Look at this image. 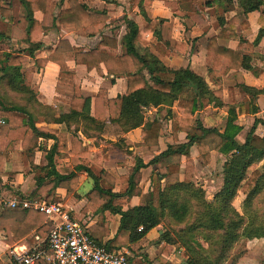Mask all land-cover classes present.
<instances>
[{"label":"trees","instance_id":"trees-1","mask_svg":"<svg viewBox=\"0 0 264 264\" xmlns=\"http://www.w3.org/2000/svg\"><path fill=\"white\" fill-rule=\"evenodd\" d=\"M104 1V9L97 10L79 0H69V7L56 13V0H22V14L13 27L12 37L27 42L29 46L26 50L31 55L43 46L41 41L34 39V32L45 31L57 24L73 27L82 36L95 37L100 34L101 40L97 47L85 50L73 45L68 39H62L53 53L47 58L35 59V64L24 71L20 65L23 62L21 55L0 52V83L5 80L7 87L12 90L31 95L25 104L0 99V175L7 170L13 152L19 149L28 152L31 167L36 173V188L29 198L53 202L58 188L77 192L80 174L86 172L94 180V186L87 194L89 200L97 202L103 213L121 215L116 235L107 241L104 238L110 233V220L104 214L95 224L86 227L90 238L108 251L127 249L136 255L141 254L142 239L150 230L168 220L172 227L185 224L175 232L171 227L172 232L165 231L162 238L184 248V256L192 259L187 264H225L231 251L243 238L264 237V166H259L264 161V136L257 134L254 126L245 142L239 143L237 136L242 126L237 123L235 107L229 109L225 131L203 125L196 112L204 106L205 99L216 106H223L224 102L219 100L221 91L211 89L206 77L190 67L172 68L163 62L161 56L167 53L165 46L147 38V33L157 32L165 21L164 18L152 19L148 16L146 7L152 4V0H132V6L140 7V15L136 20L127 15L122 18L126 24L122 53H119L117 37L104 31L109 18V5L115 1ZM188 1L201 8L217 3L223 9L222 13L218 12L222 29L219 34L209 38L207 46L208 77L219 79L232 69H251V55L224 47L219 39L229 36L228 26L235 18L226 20L224 13L238 5L245 14L260 12L258 22L261 28L257 39L250 43L254 47L264 36V0H177L167 1L166 4L175 7L180 13L179 4ZM36 11L44 14L41 22L34 18ZM0 12L11 18L9 9L0 7ZM232 36L237 37L236 31ZM69 60L85 64L89 71L95 70L101 76L105 75V68L109 75L126 77L125 93L110 97L104 87L97 92L83 89L80 78L68 64ZM48 62L59 66L58 81L74 88V95L64 100L73 110L53 117V122L65 124L69 129L75 125L70 139L67 131L39 128L36 117L29 110V104L36 97L31 89L30 77ZM188 88H193L196 96L192 99L181 98V93ZM242 88L251 93L254 101L259 94L264 93L262 89ZM175 103L179 116L173 114ZM145 107L159 108L166 117L156 116L146 121L143 112ZM164 119L172 120V136L176 142L169 144L148 163L156 167L151 175V190L145 196L144 203L124 209L126 202H122L121 198L130 199L136 194L141 169L148 164L137 158L130 173L119 177L120 191L114 192L117 182L114 175L102 170L97 176L90 167L84 165L83 159L89 153L82 150L84 140L80 132L87 138H94L103 134L108 125H118L123 133L142 127L141 144L152 151H160ZM258 122L259 119L256 120ZM180 131L187 133V141L178 142ZM41 137L53 138L55 142L50 148H41L42 159L36 164L32 152L40 148L38 140ZM60 142L62 146L58 145ZM68 143H71L70 149ZM194 145L205 164L210 163L215 150L226 156L223 185L212 199H208L205 189L193 181L196 170L192 156ZM62 148L71 155L74 167L68 174L59 172L55 164V156ZM183 158L185 171L184 179L181 180ZM240 192L246 195L243 213L232 204ZM51 227L46 214L38 210L6 205L0 213V230L5 232L4 241L10 246L35 233L44 239L38 251L51 252ZM140 227L143 229L139 230ZM0 264H4L2 260ZM35 264L47 263L39 259Z\"/></svg>","mask_w":264,"mask_h":264},{"label":"crops","instance_id":"crops-1","mask_svg":"<svg viewBox=\"0 0 264 264\" xmlns=\"http://www.w3.org/2000/svg\"><path fill=\"white\" fill-rule=\"evenodd\" d=\"M56 1L58 2L56 13L69 7V0ZM79 1L92 9L103 10L105 7L104 0ZM114 1V3L112 2L109 5V18L104 25V31L110 36L117 37L119 53H122L124 51L122 39L126 33V24L122 18L127 15L128 18L136 20L140 15V7L138 5L132 6V0ZM167 1L177 0H152V4L146 7V12L150 18L165 19L157 32L147 33V38L159 41L165 46L167 53L161 56V59L168 67H190L198 74L203 75L206 77L211 89H219L221 91L219 100L224 102L223 106H216L214 102H209L208 99H205L204 106L195 115L202 120L205 127L217 128L223 132L227 126L229 109L235 107L238 114L237 123L242 126V130L237 136L238 142L244 143L246 136L254 126H256V133L264 136V93L259 94L254 101L251 93L242 88L248 86L264 90V36L254 47L250 46V43L257 39L261 28L258 22L260 12L253 11L245 14L238 5H235L228 13H224L226 20L235 18L231 25L226 24V26L230 25L228 26L230 28L229 36L220 38L219 43L224 47L251 55L253 57L252 68L232 69L227 75L219 79H210L206 60L207 46L209 38L219 34L222 29L218 20V12H223L222 7L214 3L210 7L201 8L197 4L188 1L179 4L180 13H178L175 7L166 4ZM0 7L9 9L11 12V18L0 12V52H11L15 55H21L23 57V62L20 64L22 71L34 65L35 59L47 58L53 53L62 39H68L73 45L81 46L85 50L97 47L101 40L100 34L95 37L82 36L73 27H64L61 24H57L45 31L37 30L34 32V39L41 41L43 46L35 50L34 54L31 55L26 50L29 46L27 42L20 38L12 37L13 27L22 14V0H0ZM34 18L41 22L44 18L43 12L36 11ZM234 31H236L237 37L232 36ZM68 64L77 73L85 90L97 92L104 87L110 97H115L119 94H124L127 89V79L124 76L109 75L105 68V75L101 76L95 70L89 71L85 64H76L74 60H69ZM59 70V66L54 62H48L44 67L36 69L35 73L30 77L31 89L36 97L29 104V110L36 117V125L39 128L48 127L60 132L67 131L70 139L75 125H72L69 129L65 124L53 122V117H58L73 110L63 100L74 95V88L69 84H63L58 81ZM28 80L29 78H27ZM29 96H31L30 93L16 92L7 87L5 80L0 83V99L2 100L13 101L19 98L21 101L17 102L25 104ZM195 96L196 92L193 88L185 89L181 93V98L192 99ZM143 112L145 113L146 121L153 120L156 116L166 117L163 112H160L159 108L155 107H145ZM173 114L179 116L176 103L173 106ZM257 119L260 122L256 123ZM110 126L118 128L117 138L109 137L107 131ZM161 135L160 151H152L141 144L142 127L123 133L118 125H108L103 134L94 138H87L80 132V136L84 140L82 150L89 153V156L83 159V163L90 167L97 176L100 175L102 170L114 175L117 178V182L113 191L118 192L120 191L119 177L130 173L137 158H141L144 163L148 164L155 155L165 150L169 144L176 142L172 136L171 119H164ZM103 136L104 141L101 139ZM122 139L124 140L122 141ZM178 139V142L187 141V133L180 131ZM38 142L40 148L32 152L36 164H39L42 159L43 151L41 148H50L55 140L41 137ZM58 145L62 146L63 143L60 142ZM68 148H71V143H68ZM192 156L197 170L193 181L197 186L205 189L208 199H212L223 185L224 168L220 169L219 185L213 190L215 184L213 183V178L210 175L205 176L206 174L203 171L202 175L198 174V164L205 165V163L202 161L196 145L192 147ZM219 160L222 161L223 166L226 156L217 150L213 151L211 161L207 164V167H213ZM55 164L57 170L63 174H68L74 170L71 155L63 148L56 154ZM259 166L263 167L264 161ZM155 167V165L148 164V166L141 169V179L136 194L130 199L121 198L122 202H126L124 209L144 203L145 196L151 190V175ZM184 171L185 158H183L181 165V180L184 179ZM35 176L36 173L32 169L29 160V153L22 149L13 152L12 161L7 164V170L0 175V213L9 199L13 197L19 199L29 198L36 188ZM200 180L204 182L203 185ZM93 186V177L86 172H81L80 185L77 192H68L64 188H58L53 202H59L69 209L72 216L85 224L86 227L95 224L100 216L104 214V217L110 220V233L104 238L107 241L116 235L121 215L103 213L101 206L97 202L89 200L87 194ZM245 197L246 195L240 192L232 202L233 206L241 213L244 211ZM163 233L162 224L156 226L142 239L143 248L141 254L136 255L131 251L136 257L137 264H163L162 261H168L171 264L192 262L190 256H184L183 247L163 240ZM4 240L5 232L0 230V260L4 264H20L14 257V251L29 254L38 251L44 239L33 233L15 246L8 245ZM166 248L167 251H164ZM225 264H264V237L243 238L231 251Z\"/></svg>","mask_w":264,"mask_h":264},{"label":"built area","instance_id":"built-area-1","mask_svg":"<svg viewBox=\"0 0 264 264\" xmlns=\"http://www.w3.org/2000/svg\"><path fill=\"white\" fill-rule=\"evenodd\" d=\"M6 205L41 211L52 224L49 233L51 252L42 250L29 254L14 251V257L20 264H35L39 259L47 264H137L131 251H108L96 243L86 233V225L75 219L70 210L59 202L13 197Z\"/></svg>","mask_w":264,"mask_h":264},{"label":"rangeland","instance_id":"rangeland-1","mask_svg":"<svg viewBox=\"0 0 264 264\" xmlns=\"http://www.w3.org/2000/svg\"><path fill=\"white\" fill-rule=\"evenodd\" d=\"M93 91V90H92ZM65 100V99H64ZM63 100V101H64ZM13 101H15V102H20L21 100H19V98L18 99H14ZM65 102V101H64ZM35 107V106H34ZM108 132V134H109V137H115V138H117L118 137V128L116 127V126H110L109 127V130L107 131ZM103 141H104V136L101 138ZM206 165V166H205ZM205 165H202V164H198V174L199 175H202V171L203 172H205V176H211L212 178H213V183H215L214 184V187H213V190H214V188H216V187H218V185H219V180H220V176H221V173L219 172L220 171V169L222 170V161L221 160H219V162H217V164H215L213 167H210V168H208L207 167V164H205ZM196 172H197V170H195V174H196ZM202 177V176H201ZM204 177V176H203ZM202 183V185H203V181L202 180H200ZM212 190V191H213ZM211 198V197H210ZM264 202V201H263ZM183 225H185V224H183ZM183 225H178V226H175V227H172L170 224H169V221L168 220H166L165 221V224H162V229H163V231L165 232V231H168L169 233L170 232H172L170 229H171V227H172V230H173V232H175V230H177V229H179L180 227H182Z\"/></svg>","mask_w":264,"mask_h":264}]
</instances>
